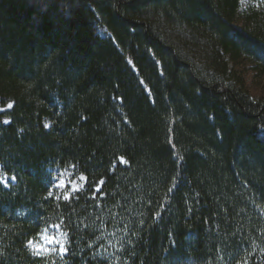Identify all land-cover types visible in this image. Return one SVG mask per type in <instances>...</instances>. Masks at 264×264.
<instances>
[{
	"label": "trees",
	"instance_id": "trees-1",
	"mask_svg": "<svg viewBox=\"0 0 264 264\" xmlns=\"http://www.w3.org/2000/svg\"><path fill=\"white\" fill-rule=\"evenodd\" d=\"M259 86L264 0H0V264H264Z\"/></svg>",
	"mask_w": 264,
	"mask_h": 264
},
{
	"label": "rangeland",
	"instance_id": "rangeland-1",
	"mask_svg": "<svg viewBox=\"0 0 264 264\" xmlns=\"http://www.w3.org/2000/svg\"><path fill=\"white\" fill-rule=\"evenodd\" d=\"M251 85V84H250ZM256 86V85H254ZM252 94L255 99H258L259 97H264V87L261 88L259 87H253L252 89ZM10 106H8L5 109L0 108V115L8 110ZM4 123L7 122V120H3ZM0 183L3 185H6L5 179L0 177ZM67 185L66 180L63 177H59V182L58 185L59 187H65ZM71 187H75V184H70ZM45 237H52L54 241H62L61 242H49L48 240L45 239ZM30 250L42 257L46 256H61L64 253V240L60 232H58L55 229H49L45 232H43L36 241L32 242L30 245Z\"/></svg>",
	"mask_w": 264,
	"mask_h": 264
},
{
	"label": "clouds",
	"instance_id": "clouds-1",
	"mask_svg": "<svg viewBox=\"0 0 264 264\" xmlns=\"http://www.w3.org/2000/svg\"><path fill=\"white\" fill-rule=\"evenodd\" d=\"M46 240H48L49 242H61L62 241H54V239L52 237H45Z\"/></svg>",
	"mask_w": 264,
	"mask_h": 264
}]
</instances>
